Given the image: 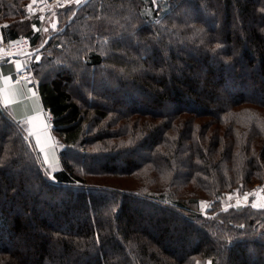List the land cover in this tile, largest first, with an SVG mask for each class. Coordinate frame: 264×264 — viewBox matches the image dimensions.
Returning a JSON list of instances; mask_svg holds the SVG:
<instances>
[{"label":"trees","instance_id":"16d2710c","mask_svg":"<svg viewBox=\"0 0 264 264\" xmlns=\"http://www.w3.org/2000/svg\"><path fill=\"white\" fill-rule=\"evenodd\" d=\"M29 1L0 0L3 41L36 46L39 21L23 22ZM66 17L32 64L63 145L57 168L41 166L0 104V264H62L49 261L56 251L82 264H264V209L193 208L264 182V0H87ZM126 36L133 47L120 44ZM183 48L200 60L197 78ZM225 88L233 97L209 109ZM27 171L29 199L19 195ZM138 174L159 192L122 187ZM39 195L48 201L37 207ZM14 238L37 250L34 261Z\"/></svg>","mask_w":264,"mask_h":264},{"label":"rangeland","instance_id":"374dc122","mask_svg":"<svg viewBox=\"0 0 264 264\" xmlns=\"http://www.w3.org/2000/svg\"><path fill=\"white\" fill-rule=\"evenodd\" d=\"M30 1L28 2L27 6L25 8L26 16L23 18L24 19L23 22H25V21H33L34 19H37V18H35V16H31L30 15V9H29L30 8V5H31ZM86 1L87 0H80V3L77 4L76 0H72L68 4H66L65 6H63L62 8H60L55 14H52L50 17H48V23L47 22L46 23H43V22H40L39 21L40 25L42 26L43 32H42V34H40V40L38 41L39 42L38 45H36L34 47L31 45V48L29 50V54L22 55L21 52H23V49H21V48L16 51V53H18L16 55H18V57L23 62L22 64L23 65L25 64L22 67V69L26 67L27 69L30 70V73H31L30 79L32 78L33 80H35V78H34V72H33V69H32V64L34 62H39L42 59L43 53H42V51L40 49L43 47V45L45 43L48 42V39L50 37V34L53 33V32L55 33V32L60 31V29L62 27L60 28L59 25H63L64 22H68L69 21V19H67V17L65 19L66 12L68 13V10H70L73 7H75L77 5H80V4H82V3L86 2ZM184 10H187V7L185 9H183V11ZM241 22H242V19H241ZM0 24H2L3 26L5 25L4 22H0ZM232 29H233V27H232ZM126 38H128V37L126 36L124 38V40L120 41V44H124V45L129 44L128 47H130V46L133 47V45L131 43V40H127ZM171 47H173V46H171ZM231 48H232V46H231ZM181 50H182V48H181ZM183 50H186V51H184L183 53L181 52V54H180V51L178 50L177 53L179 54V56L181 58V61L183 60L182 61L183 64H184V62H189L192 65L194 64V71L192 70L193 73H192V76L191 77L192 78H197V76L199 75L197 73L198 66L201 64L200 63V60H198L195 56L192 57L191 54H188L187 48H183ZM197 51H198L197 52V55L201 58L204 55V53L201 50L200 51L197 50ZM156 62H162L161 58L160 57H157L156 58ZM227 68H228V70H231V71L234 70L230 66L227 67ZM177 69L180 70L183 74L184 73H188L187 67L185 65L180 64V63L177 65ZM243 71L246 74H250V73L256 74L255 71L253 72L251 69H247V68H244ZM228 77L231 78V75L229 74ZM155 80L159 81L160 78L158 77ZM130 88H133V90H134V89H136V86H131ZM235 88H236V93H243L244 90H246V87L245 86H243V87L237 86ZM197 90L200 91V93H203V91H202V89L200 87L197 88ZM248 90H250V89H248ZM76 91H78L77 92L78 94L83 95L82 94L83 89L79 88V89H76ZM209 94H211V90L210 89H207L204 92V94H203L204 98H207V97L209 98L210 97ZM231 96L233 97V95L230 93V89L229 88H225L223 91L220 90L219 91V95L217 94L216 96H212V98L210 99L211 108H209V109H213L215 111L216 110H219V109H222L223 107H225L226 99H230ZM108 98L110 99V100H107L109 102L108 103V106L114 105V103L116 102V99L113 96H108L107 99ZM121 107L122 106H118L119 110H122ZM195 123H197V122H195ZM24 135H25L26 140L33 147V144H32V141H31L30 137H27L25 133H24ZM61 147L63 148V145L62 144H61ZM33 149H34V147H33ZM136 153L138 154L136 158H138L137 160H139L141 158V156L139 155L138 151ZM99 160H100V158H97L95 160L94 164H96ZM43 168H45V167H43ZM45 169L53 170L51 168H45ZM15 170H19V168H16ZM185 170L186 169H183L182 171L185 172ZM7 174H8V177H10V178H7L10 181V183L12 182V183H14V185H16L18 183L17 174H15L14 171H8ZM49 175H48V177H49ZM138 175H132L133 177H128L125 180H122L121 182H124V181L126 182V185L124 184V186H122V187L131 188L132 190L133 189H141L142 188L143 190L144 189H148V190L153 191V192H159V190L154 187V185H153L154 183H150L146 177H143L142 175H139V176ZM25 176H26L27 182H28V184L25 185V187H27L28 191H26V193H25V190H24L19 195L22 196V197H26L27 199H29L30 197H32L31 195L36 192L32 188V187H34V183H36L35 182V176H34V173L31 172V171L25 172ZM107 179L108 180H114V179H111V178H107ZM263 184H264V182L263 183H259V184H255L248 191H245V192H242V193H240L237 189H234L231 192L223 193L221 197H218L216 199H212V200L199 199V201H197V203L193 205V208H196V210H199L200 213L206 215L210 210H212L214 208H219V209H222V210H226V209H229V208H241V207H243L245 205H250L251 207H253L252 205H253L254 201H256V199L261 198L262 200H264V195L259 191V188H258V186L263 185ZM3 190L4 189L2 187L0 189L1 195H3V193H2ZM38 198L39 199H38L37 207L44 205V203H46L48 201L47 198L44 197V196H42V195H39ZM5 199H6V197H5ZM5 199L4 198L1 199V202H3L4 204L6 203L5 205H6V207H8V205L10 204V202H5ZM263 203H264V201H263ZM255 208H257V207H255ZM261 209H264V208H261ZM143 214L145 215L146 212H143ZM176 224L178 225L179 224V221H176ZM132 226H136V220H134L132 222ZM145 226L146 225L143 222L142 227H145ZM33 233L35 235L38 233V234L41 235V237H47L48 236V235H45L42 232H40V229H38V228H35V230H34ZM176 234H178V232L176 230H174V229L169 230V236H173L174 237V235H176ZM29 239H30L29 242H32L33 241V239L31 237ZM187 240L190 242L191 238L187 237ZM167 243H168V241H164L161 244H163V245L166 246ZM14 245H15V247H14ZM12 246L15 249H17V251L19 253H21L24 256H26L28 258V260H30V261H34L35 258L37 257V250L34 247H31V245H29V243H27V241L25 243V241L23 242L20 238H18V239L14 238V241L12 243ZM175 254H178V256H179L180 253L177 252V251H175ZM75 255H77V256H74L73 258H71L72 260H70V258H68V257L61 256V252L60 251L59 252L56 251V252H54V257L51 258V259H49V261L50 262H53V263H56V262H60L61 261L62 264H66L68 262H70L72 264H82V258L78 259V254H75ZM207 264H210V263L207 262Z\"/></svg>","mask_w":264,"mask_h":264},{"label":"crops","instance_id":"0c3cea01","mask_svg":"<svg viewBox=\"0 0 264 264\" xmlns=\"http://www.w3.org/2000/svg\"><path fill=\"white\" fill-rule=\"evenodd\" d=\"M32 28L34 32H38L39 36L43 32L39 22L38 24L34 23ZM22 63L20 58H16L11 63L8 58L0 57V104L12 119L19 124L27 137H30L29 132L35 131L37 126L47 123L48 128L42 136L45 153L39 151L33 137H30V139L41 165L45 168L54 169L60 165L62 147L53 132L51 115L43 105L35 80L32 78L18 82L15 80L16 72L25 65ZM37 117H39V120L36 119ZM45 156H47V163H45ZM263 201L259 198L253 204L257 208H264Z\"/></svg>","mask_w":264,"mask_h":264},{"label":"built area","instance_id":"2783aa9c","mask_svg":"<svg viewBox=\"0 0 264 264\" xmlns=\"http://www.w3.org/2000/svg\"><path fill=\"white\" fill-rule=\"evenodd\" d=\"M72 0H31L30 3V15L35 16L36 20L48 23V17L52 14H55L60 8L68 4ZM3 27L0 24V29ZM23 49L21 52L22 55L29 54V50L31 48V42L28 38H21L16 41L6 42L3 41L0 35V57L1 58H8L9 62L13 63L16 58H19L17 50ZM23 69H27L26 67ZM31 73L30 70L27 71L23 75L18 76V72H16L15 80L16 81H23L30 79ZM259 191L264 195V184L258 186Z\"/></svg>","mask_w":264,"mask_h":264},{"label":"snow or ice","instance_id":"6c2138e0","mask_svg":"<svg viewBox=\"0 0 264 264\" xmlns=\"http://www.w3.org/2000/svg\"><path fill=\"white\" fill-rule=\"evenodd\" d=\"M76 2L77 4H79L80 0H76ZM26 71L27 69L18 70V76L23 75ZM36 119L39 120V117H37ZM47 128H48L47 123H42L41 125L36 127L35 131L29 132V136L34 138L35 144L36 146L39 147V151L41 153H45V147H44V144L42 143V136L44 132L47 130ZM45 163H47V156H45ZM252 206L255 207L256 205L253 204Z\"/></svg>","mask_w":264,"mask_h":264}]
</instances>
